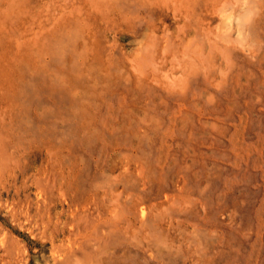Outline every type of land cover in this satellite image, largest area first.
Returning <instances> with one entry per match:
<instances>
[{
    "label": "rangeland",
    "instance_id": "1",
    "mask_svg": "<svg viewBox=\"0 0 264 264\" xmlns=\"http://www.w3.org/2000/svg\"><path fill=\"white\" fill-rule=\"evenodd\" d=\"M0 264H264V0H0Z\"/></svg>",
    "mask_w": 264,
    "mask_h": 264
}]
</instances>
